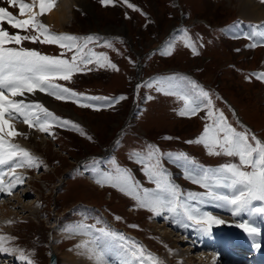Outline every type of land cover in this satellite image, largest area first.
<instances>
[{
    "label": "rangeland",
    "instance_id": "374dc122",
    "mask_svg": "<svg viewBox=\"0 0 264 264\" xmlns=\"http://www.w3.org/2000/svg\"><path fill=\"white\" fill-rule=\"evenodd\" d=\"M78 2L80 5L74 4L73 15L63 29L49 25L45 19L47 16L41 19L56 33L101 37L99 45L89 47L97 53H106L118 70L93 63L88 65L91 71L74 74L70 82H57L86 96H125L126 99L112 108L94 111L70 101H57L40 92L25 94L26 102L38 101L57 116L78 123L86 136L55 127L56 139H52L46 133L15 122L16 129L27 133V138L16 137L13 142L42 159L47 170L43 167L39 171L17 169L25 176L27 188L25 191L22 185H18L12 196L0 194V214L6 212L3 209L8 205L6 207L15 216L12 224L0 225V235L15 237L8 246L22 248L26 253L33 252L35 264H49L52 251L58 256L57 264H88L90 260L78 255L74 247L86 237L68 238L62 229L80 221L95 224L99 217L111 229L137 241L148 252L161 258L164 264H184V260L177 261L176 258H186L183 255L189 253L198 258V264H213L204 247L194 250V236L169 228L173 236L166 239L163 228H160L164 225L163 217L150 219L152 214L148 211L134 210L133 200L113 188H101L94 183L91 171L86 168L96 163L106 171L115 159L121 167L129 169L143 187L154 188L155 185L145 177L142 166L129 159L133 152L143 150L146 145L156 146L163 153L183 152L208 168L229 161L228 157L208 155L203 145L186 143L202 133L205 111L191 118L181 117L177 112L183 106L182 101L153 89L136 88L138 84L174 74L187 76L209 91L215 108L223 111L237 130L246 126L264 140V82L254 76L245 79L249 73L264 71V46L249 48L247 45L251 41L245 38L260 30L257 26L261 25L241 17L240 10L229 0H130L141 11H133L119 3L105 7L99 0ZM9 10L18 15V9L9 7ZM4 27L11 34L18 31L7 24ZM180 29H187L197 42L199 55H193L191 49L177 40L172 55L162 56L160 51L169 40L181 35ZM104 40L111 41L115 50L100 46ZM23 46L50 56H59L63 51L56 45L27 41ZM71 55L67 53L68 58ZM148 96L154 98L149 100ZM229 104L233 111H230ZM163 166L185 193L204 191L185 179L183 169L167 157ZM203 207L213 215L232 216L230 212L222 213V209L214 205ZM116 216L122 219L116 220ZM224 235L228 238L226 244L231 246L240 237L249 239V244L254 246L253 239L244 231L227 229ZM255 242L264 246V236L256 237ZM164 245L173 250L172 254ZM242 258L241 263L246 264ZM15 259L16 253H0V264H21ZM215 264H231L230 258L222 252V258L217 257Z\"/></svg>",
    "mask_w": 264,
    "mask_h": 264
},
{
    "label": "snow or ice",
    "instance_id": "6c2138e0",
    "mask_svg": "<svg viewBox=\"0 0 264 264\" xmlns=\"http://www.w3.org/2000/svg\"><path fill=\"white\" fill-rule=\"evenodd\" d=\"M0 2L7 5L0 6V194L12 196L17 186L25 182V176L17 169L39 171L43 167L47 170V165L42 159L13 142L16 137L27 138V133L16 129L15 122L27 125L30 130L46 133L52 139H56L53 131L55 127L70 129L81 136H86L78 123L57 116L38 101L26 102V93L32 95L37 92L44 93L57 101H70L81 108L94 111L112 108L126 97L86 96L57 82H70L74 74L85 70L91 71L88 65L93 63L98 67L118 70L106 53H97L89 47L99 45L101 37L95 35L78 37L56 33L43 22L41 18L53 11L58 0H0ZM260 2L264 3V0ZM99 3L105 7L116 6L119 3L133 11H141L130 3V0H99ZM9 7L18 9V15L13 14ZM141 14L146 15L143 12ZM5 24L18 31L11 34L4 27ZM257 27L260 30L245 37L251 41L247 47L252 49L264 46V25ZM179 31L181 35L169 40L160 54L172 55L178 40L184 47L191 49L193 55H199L197 42L188 34V30ZM22 32L26 34H21ZM25 41L32 44L56 45L63 51L59 56H50L34 48L24 47ZM100 46L115 50L109 40H104ZM202 46L201 44L200 47ZM67 53H72L70 58L67 57ZM253 76L264 82V71L249 73L245 79L250 80ZM140 87L153 89L157 93L182 101L183 106L177 112L181 117L191 118L205 111L206 122L202 133L195 140L186 143L203 145L210 156H224L230 159L216 168H208L199 165L183 152L163 153L156 146L146 145L143 150L133 152L129 159L142 166L145 177L155 185L154 188L143 187L134 179L131 171L121 167L115 159L110 162L111 168L106 171L101 170L96 163L86 168V171H91L94 183L101 188H113L129 197L135 202L133 209L148 211L152 214L150 219L163 217L179 228L191 227L201 235H211L214 226L226 223L225 220L206 211L204 205L225 209L233 217L246 214L248 219H242L236 227L243 229L253 239L254 247L259 249L261 244L255 240L261 235V228L257 226L256 218H264V140L258 138L246 126L237 130L228 121L224 112L215 108L211 93L187 76L174 74L157 77L143 85H137V89ZM153 98L147 97L149 100ZM101 101L102 104L98 103ZM87 139L91 140L92 137L87 136ZM165 157L183 169L185 179L204 191L185 193L164 168ZM115 219L122 218L116 216ZM6 223L10 225L13 221L9 220ZM62 231L68 234V238L86 237L74 247L78 255L85 256L92 264H117V261L118 264H164L161 258L148 252L137 241L111 229L99 217L96 218L95 224L80 221ZM15 239L0 235V253H16V259L21 264H35L32 259L33 252L26 253L22 248L8 246ZM164 247L172 254V249H168L167 245ZM215 260L214 255L213 264Z\"/></svg>",
    "mask_w": 264,
    "mask_h": 264
},
{
    "label": "bare ground",
    "instance_id": "6f19581e",
    "mask_svg": "<svg viewBox=\"0 0 264 264\" xmlns=\"http://www.w3.org/2000/svg\"><path fill=\"white\" fill-rule=\"evenodd\" d=\"M229 1L232 4H235L236 7L240 10L239 14L241 17L246 18L250 21H254L255 23H257L259 25H264V3H261L260 0H229ZM0 4H3V3L0 2ZM74 4L80 5L78 0H59V4L53 9V11L51 13H49L47 15V17H45L47 23L49 25L51 24V25H55L56 27H59L58 29H63V26L67 22H69V19L73 15L72 12L74 11L73 10ZM43 18L44 17H42V19ZM250 29H251V27H250ZM138 85H141V84H138ZM15 126H18V125H15ZM22 186H23V190H25L27 188V182H24V184ZM6 206L8 207V205H6ZM6 206L3 209L6 212L0 214V225L1 226H3V225L6 226V222L9 220L12 221L13 218L15 217L12 214V212H10V210ZM220 210H221V208H220ZM223 211L225 214H226V212H229L225 209H222V213H223ZM228 214L229 213H227V215ZM216 216H218L220 219L225 220L226 223L223 225L214 226L211 235H201L200 233L196 232L191 227L188 229L179 228L176 225L171 224L164 219H163L164 225H163V227H160V228L161 229L163 228L164 237L166 239H171V236H173L172 234H170L169 228L172 230L175 229V232H178V233H181L184 235L186 234L189 237H190V235L194 236V238L196 240V243L193 244L194 250H196V249L201 250L202 247H204L203 249H205L206 251H209L208 255H209L212 262H213V256L214 255L216 256V258L217 257L222 258V252H223L224 254H227L228 258H230L231 264H242L241 258L243 257L242 261L245 260V262H246L247 261L246 257L248 256L247 253H246V255L241 253L239 256H242V257H240L239 259H234L232 257V254H231V249L233 250V249L242 247L241 252H244L245 250H250L249 251L250 254H253V257H255L259 262H261L260 264H264V251H263L264 246L257 249L256 247L249 244V242H250L249 239L247 240L244 237H240L236 241L232 242V246H231V244H226L227 240H228L227 236L224 235L226 230L228 229V230L239 231V232L243 231V229H241L239 227L236 228V224L239 223L242 219H248V216L246 214H243L240 217H233V216L230 217V215H229V217H223L219 214H216ZM256 219L258 221L257 226L261 228V236L263 237L264 236V218H256ZM176 242H177V239H176ZM188 249H189V247L186 250H188ZM194 250H193V252H194ZM185 252L187 253L188 251H185ZM208 255H206V256H208ZM184 256L186 258H182V257L177 256L176 260L177 261H180V259H181V261L184 260V264H198V261H199L198 258H195L194 256H192V253L191 254L189 253L186 255L184 254L183 257ZM117 263H118V261H117ZM88 264H92V261H89ZM199 264H203V263H199Z\"/></svg>",
    "mask_w": 264,
    "mask_h": 264
},
{
    "label": "water",
    "instance_id": "95a60500",
    "mask_svg": "<svg viewBox=\"0 0 264 264\" xmlns=\"http://www.w3.org/2000/svg\"><path fill=\"white\" fill-rule=\"evenodd\" d=\"M57 254L55 251L51 252V259H50V263L49 264H57Z\"/></svg>",
    "mask_w": 264,
    "mask_h": 264
},
{
    "label": "trees",
    "instance_id": "16d2710c",
    "mask_svg": "<svg viewBox=\"0 0 264 264\" xmlns=\"http://www.w3.org/2000/svg\"><path fill=\"white\" fill-rule=\"evenodd\" d=\"M135 56V55H134Z\"/></svg>",
    "mask_w": 264,
    "mask_h": 264
}]
</instances>
